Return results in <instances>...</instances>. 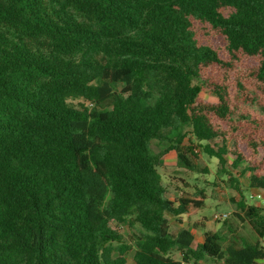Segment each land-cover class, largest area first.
Returning <instances> with one entry per match:
<instances>
[{"label": "trees", "instance_id": "16d2710c", "mask_svg": "<svg viewBox=\"0 0 264 264\" xmlns=\"http://www.w3.org/2000/svg\"><path fill=\"white\" fill-rule=\"evenodd\" d=\"M190 137L264 192V0H0V264L264 262L260 242L172 227L208 200L183 179L166 196L169 152L195 171Z\"/></svg>", "mask_w": 264, "mask_h": 264}, {"label": "rangeland", "instance_id": "374dc122", "mask_svg": "<svg viewBox=\"0 0 264 264\" xmlns=\"http://www.w3.org/2000/svg\"><path fill=\"white\" fill-rule=\"evenodd\" d=\"M200 96L209 102H216L217 99L212 96L208 91L201 92ZM194 152L196 157L191 156L195 163V171H188L178 169L176 166L177 154L175 151L168 153L166 158L165 168H161L160 172L163 177V185L166 189V196L173 198L175 196L176 186L183 187V183L179 179H183L187 183V189L194 191L195 187H205L208 191V200L206 206L193 217L183 216L181 219H175L170 216V222L174 229H190L195 234L194 247L197 244L204 242V233L212 231L218 233L225 240V244L235 240L239 243H251L256 244L260 242L264 245V238H259L253 231L252 227L247 221H240L234 216V212L237 211V206L232 202L235 197V191L232 184L229 181L231 173L240 182L241 189L243 190L244 197L248 205H259L264 207V202L260 199H252V194L257 193V190H252L249 187V174L244 176L240 174L242 168L233 169L232 162L233 157H227V165L224 170L219 166V160L209 157L202 147V143H199L193 138ZM223 141L221 139H215L210 143V146L215 151L221 147ZM168 147V143L158 145L154 142V149L159 151ZM217 213H228L229 217L226 220H215L214 216ZM120 233L126 237L129 233L127 227H121ZM135 249L128 255V264L133 263V256ZM174 257L179 259V254L175 253ZM264 264V262H260Z\"/></svg>", "mask_w": 264, "mask_h": 264}, {"label": "built area", "instance_id": "2783aa9c", "mask_svg": "<svg viewBox=\"0 0 264 264\" xmlns=\"http://www.w3.org/2000/svg\"><path fill=\"white\" fill-rule=\"evenodd\" d=\"M251 198L252 199L257 198V199H260V200H264V197H263L262 194L252 195ZM228 217H229V214L228 213H217L214 216L215 220H225Z\"/></svg>", "mask_w": 264, "mask_h": 264}, {"label": "crops", "instance_id": "0c3cea01", "mask_svg": "<svg viewBox=\"0 0 264 264\" xmlns=\"http://www.w3.org/2000/svg\"><path fill=\"white\" fill-rule=\"evenodd\" d=\"M166 158H167V156H166ZM166 158H165V161H164V163H165V164H166ZM176 163H177V162H176ZM256 194H262V195H263V197H264V192L257 191V193H255V194H252V195H256ZM261 201H262V202H264V200H261ZM183 216H187V215H183ZM183 216H182V217H183ZM195 216H196V215H195ZM182 217H181V218H182ZM187 217H188V216H187ZM181 218H180V219H181ZM192 232H193V231H192Z\"/></svg>", "mask_w": 264, "mask_h": 264}]
</instances>
